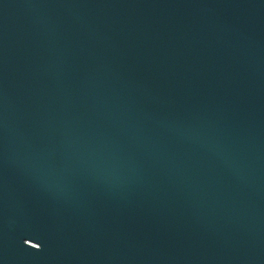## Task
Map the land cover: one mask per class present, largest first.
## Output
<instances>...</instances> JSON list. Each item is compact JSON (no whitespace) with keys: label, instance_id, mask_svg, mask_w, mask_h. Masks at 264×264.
<instances>
[{"label":"water","instance_id":"water-1","mask_svg":"<svg viewBox=\"0 0 264 264\" xmlns=\"http://www.w3.org/2000/svg\"><path fill=\"white\" fill-rule=\"evenodd\" d=\"M0 264H264V0H0Z\"/></svg>","mask_w":264,"mask_h":264}]
</instances>
